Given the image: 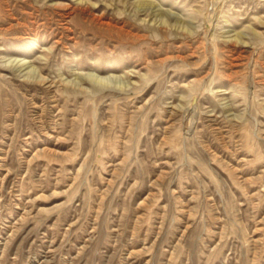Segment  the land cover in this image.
I'll return each mask as SVG.
<instances>
[{
  "label": "rangeland",
  "instance_id": "1",
  "mask_svg": "<svg viewBox=\"0 0 264 264\" xmlns=\"http://www.w3.org/2000/svg\"><path fill=\"white\" fill-rule=\"evenodd\" d=\"M0 264H264V0H0Z\"/></svg>",
  "mask_w": 264,
  "mask_h": 264
}]
</instances>
